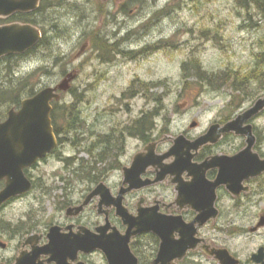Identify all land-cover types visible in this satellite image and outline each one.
I'll return each instance as SVG.
<instances>
[{"label":"flooded vegetation","instance_id":"flooded-vegetation-1","mask_svg":"<svg viewBox=\"0 0 264 264\" xmlns=\"http://www.w3.org/2000/svg\"><path fill=\"white\" fill-rule=\"evenodd\" d=\"M1 20L0 24L14 22ZM111 23L108 36L103 37L102 30L93 34L90 45L95 58L103 64L122 57L143 59L149 47L134 41L140 34L137 28L127 26L124 32L125 23L116 21L114 14ZM54 64L58 67L60 61L55 58ZM66 74L62 70L63 78ZM157 86L155 80L147 82L135 73L127 91L135 97ZM64 94L52 102L51 117L58 105L62 125L58 133L52 117L58 147L26 170L33 189L0 205V264H111L110 259L120 264H264V126L259 122L264 109L230 131L223 128L247 108L232 109L230 103L227 116L212 117L202 129L197 120L181 126L173 117L158 125L154 116L146 117L142 110L119 130L95 132L93 144L88 145L97 163H107L116 179L103 175L94 161L90 168L94 174L86 173L92 186L84 192L76 193L79 183L62 176V196L48 200L44 212L31 208L17 212L19 202L38 186L34 171L61 152L67 123ZM5 119L1 114L0 120ZM180 136L182 142L174 149ZM202 136L205 140L197 144ZM140 154L137 179L134 184L126 182L125 170L134 166ZM63 156L59 155L60 161H66ZM84 167L73 169V175ZM99 183L106 184L113 203L101 205V195H95L79 209ZM5 185L6 179L0 178V192ZM119 199L131 218L140 217L141 211L155 218V230L138 231L135 226L129 233L130 226L114 203ZM93 235L117 244L112 256L101 248L68 250L67 242Z\"/></svg>","mask_w":264,"mask_h":264},{"label":"rangeland","instance_id":"rangeland-1","mask_svg":"<svg viewBox=\"0 0 264 264\" xmlns=\"http://www.w3.org/2000/svg\"><path fill=\"white\" fill-rule=\"evenodd\" d=\"M53 5L43 17L47 24H37L49 30L53 52L49 54L40 46L31 56L0 60V80L5 82L11 75L17 79L46 66L32 78L31 83L38 90L60 81L62 70H78L72 83L78 95L69 91L64 99L76 103L85 126L80 127L78 136L65 135L59 147L61 152L34 171L38 186L19 202V213L29 208L36 213L44 212L48 200L52 202L62 196V176L79 183L76 193L92 186L86 179V171L90 172L91 167L86 164L93 163L96 155L81 148L93 144L95 132L119 130L142 110L152 111L158 125H164L165 118L173 117L181 126L197 120L202 129L212 117L227 116L231 107L244 110L257 99L255 94L252 97L247 94L249 90L244 93L230 85L214 89L191 74L187 76L191 73L189 69L183 70L184 63L192 59L198 60L210 73L228 68L245 72L254 67L257 54L264 52V16L254 7L241 8L236 0H53ZM113 14L116 21L125 23L124 32L127 26L140 32L134 41L150 47L143 59L122 57L103 64L95 58L90 45L93 34L102 30L103 36H108L114 24L111 23ZM53 53L60 56L58 67ZM260 62L264 66V57ZM11 64L14 68L9 73ZM135 73L147 82L155 80L157 88L132 97L127 90ZM252 87L259 94L264 93L257 82ZM5 109L4 106L0 109V116H4ZM259 122L264 126V117ZM59 155L72 159L60 161ZM94 163L98 169L102 168L103 175L114 176L105 167L107 163ZM79 165L85 166L82 173L73 175L72 170ZM116 178L117 175L112 180Z\"/></svg>","mask_w":264,"mask_h":264},{"label":"water","instance_id":"water-1","mask_svg":"<svg viewBox=\"0 0 264 264\" xmlns=\"http://www.w3.org/2000/svg\"><path fill=\"white\" fill-rule=\"evenodd\" d=\"M41 0H0V18H7L15 13H29L36 11L40 7ZM42 39L41 29L32 24L24 22H14L0 25V58L23 54L34 48ZM78 75L77 70L70 71L56 86H47L39 90L36 94L26 97L21 101L19 109L11 108L8 118L0 121V178L6 179V185L0 192V205L9 199L22 196L33 188L32 180L27 176L26 169L35 165L40 159L47 156L58 146V138L54 132L51 112L52 102L62 98V92H68L73 81ZM264 109V96L260 97L252 107L244 111L233 121L228 122L223 128L224 131L238 130V126L243 121H247ZM196 125V123H194ZM182 136L177 138L176 145L179 147ZM205 137L202 136L197 144L202 143ZM252 146L249 145L248 149ZM141 154L135 158L134 166L125 170L126 182L135 183L138 172ZM101 195L100 204L111 205L110 190L105 183H99L87 196L83 208L89 200ZM122 195L120 194V198ZM118 212L129 224V233L136 226V230H155L156 219L145 215L141 211L140 217L133 219L123 206L122 199L114 201ZM106 228V227H104ZM104 228H100L103 230ZM57 236L55 229L52 230V239ZM100 236H105L103 233ZM100 236H89L77 239V242L66 243L68 250L73 249H93L101 248L108 256L113 255L117 244L103 241ZM111 264H120L110 259ZM23 264V263H22Z\"/></svg>","mask_w":264,"mask_h":264},{"label":"trees","instance_id":"trees-1","mask_svg":"<svg viewBox=\"0 0 264 264\" xmlns=\"http://www.w3.org/2000/svg\"><path fill=\"white\" fill-rule=\"evenodd\" d=\"M236 2L241 8H244V9H250V8L254 7L258 11H260L262 13V15L264 16V0H236ZM52 6L54 7L53 0H42L40 7L36 11L29 12V13L18 12L16 14L12 15L7 20H1V21L2 22L20 21V22H25V23H32L35 25L41 24L42 22L46 23L43 20V17L45 14H47V13L49 14L48 9H50ZM41 27H42L41 29L43 31V38L34 48L29 50L25 54L9 55V56L3 57L0 60H9V59H14V58H21V57L23 58V57L31 56V55L35 54V51H37V49H39L40 46L44 47L45 50H48L49 54H51L53 51L51 50L52 48L50 47L51 46L50 38L48 39V33H49L48 31L49 30H47L46 28H43V26H41ZM53 27H56V25H54ZM54 57L57 59V61H58V59H60V56H57L55 54H54ZM257 57H258V60H257L256 65L254 67H252L251 69H249L248 71L246 70L245 72L242 70H239V69L228 68V69H225V70L220 71V72L210 73L209 71L205 70L201 66V64L198 62V60H196V59H192L190 61L185 62L183 65V70L185 69V71H186L187 69H189L191 73L186 74L187 76L191 74L192 76H195L196 78H199L200 80L204 81L207 85L213 87L214 89H217V88L220 89L222 87H226V86L230 85L235 90H244V93H246V91L249 90V92H247L248 95H250L252 97L255 94L256 97H258V96H261L262 94H259L258 90H256L255 88L253 89L252 83L255 81L260 86H262L264 89V66L260 62L261 59L264 57V52H259L257 54ZM190 63H191V66H186L187 64H190ZM16 65H18V63H16L15 66ZM12 68H14V64H11V66H9V70H8L9 73L12 71ZM45 68H46V66H41L39 69L35 70L33 73H28L26 75H22L17 79L13 78L14 75H11V78L5 82H2V80H0V109L2 110L3 106L6 108L3 111V113H4L3 117L4 118L6 117L9 109H11L12 107H19L20 106L21 100L25 96L26 97L32 96L37 92L36 85L31 83L32 78L36 75L38 70H44ZM7 69H8V67H7ZM67 72L68 71H66V73ZM14 79H16V82L14 81ZM164 83H166V82L164 81ZM70 91L74 95H76V96L78 95L74 91L73 87L70 89ZM3 104H6V105H3ZM66 110H67V112L69 111L67 114H69L70 117H67L68 120H67L66 125L67 124L68 125L65 127V129H66L65 134L67 135L70 133H74V136H78L81 133L80 127L82 126V124L84 125V120H81L83 118H81L82 116L80 114V110L77 109L76 103H72V102H67ZM77 111L80 115L77 113ZM58 112H59V106L57 105L56 106V112L55 111L53 112L52 117L54 120L56 130L59 133L62 125H60L58 122V116H59ZM75 116H76L77 120H76ZM151 116H153L152 111H147L146 117H151ZM69 119H70V121H69ZM68 131H69V133H68ZM74 136H72V138ZM81 149H83L84 151H87L91 154H94L93 149L89 146H83V148H81ZM65 160H70V158L65 157ZM97 161L98 160L95 159V162H97ZM86 165L91 167V169L93 168L92 163L89 164L87 162ZM86 172H88V171H86ZM91 172L92 171H90L89 173L92 174Z\"/></svg>","mask_w":264,"mask_h":264},{"label":"bare ground","instance_id":"bare-ground-1","mask_svg":"<svg viewBox=\"0 0 264 264\" xmlns=\"http://www.w3.org/2000/svg\"><path fill=\"white\" fill-rule=\"evenodd\" d=\"M137 1H138V0H137ZM66 2H67V1H66ZM254 11H255V10H254ZM257 12H258V11H257ZM92 31H93V30L91 29V32H92ZM88 32H90V31H88ZM90 34H91V33H90ZM86 35H88V34H86ZM128 35H129V34H128ZM138 36H139V35H138ZM103 37H104V36H103ZM106 38H107V37H106ZM105 40H106V39H105ZM164 40H165V39H164ZM166 40H167V39H166ZM124 41H125V40H124ZM127 41H128V40H127ZM159 41H160V40H159ZM125 42H126V41H125ZM159 43H160V42H159ZM161 43H162V42H161ZM153 44H154V43H153ZM166 44H167V42H166ZM129 45H130V44H129ZM137 45H139V44H137ZM142 45H143V44H142ZM149 45H151V44H149ZM154 45H157V44H154ZM154 45H153V46H154ZM167 45H168V44H167ZM159 46H160V45H159ZM119 47L121 48V46H119ZM146 47H147V46H146ZM154 47H155V46H154ZM161 47H163V45H162ZM164 47H166V46L164 45ZM126 48H127V47H126ZM126 48H125V49H126ZM142 48H143V47H142ZM142 48H141V49H142ZM149 48H150V47H149ZM157 48H158V47H157ZM104 49H105V48H104ZM122 49H123V48H122ZM127 49H129V48H127ZM153 49H154V48H153ZM142 50H145V48L142 49ZM142 50H141V51H142ZM147 50H148V49H147ZM155 50H156V49H155ZM137 52H138V51H137ZM143 52H144V51H143ZM135 53H136V51H135ZM145 53H146V50H145ZM140 54H142V53H140ZM130 55L133 56V54H130ZM137 55H138V54H137ZM137 55H136V56H137ZM68 112H69V111H68ZM68 112H67V113H68ZM73 112H74V111H73ZM77 113H78V111H77ZM78 114H79V113H78ZM67 115H68L67 117H70L69 114H67ZM74 115H75V114H74ZM79 115H80V114H79ZM75 118H76V116H75ZM81 118H82V117H81ZM67 120H68V119H67ZM76 120H77V118H76ZM81 120H84V119H81ZM98 120H99V118H98ZM69 121H70V119H69ZM78 122H79V121H78ZM85 123H86V122H85ZM67 125H68V124H67ZM67 125H66V126H67ZM82 125H83V124H82ZM80 126H81V125H80ZM84 126H85V125H84ZM77 127H78V126H77ZM77 127H76V128H77ZM69 128H70V127H69ZM78 128H79V127H78ZM80 129H81V128H80ZM65 130H66V129H65ZM72 130H73V129H72ZM72 130H71V131H72ZM63 131H64V130H63ZM74 131H75V130H74ZM72 132H73V131H72ZM76 132H77V131H76ZM78 132H79V131H78ZM65 133H66V132H65ZM68 133H69V131H68ZM73 134H74V133H73ZM105 151H106V150H105ZM101 152H103V151H101ZM87 173H88V172H87ZM88 174H89V173H88ZM93 174H94V173H93ZM93 174H91V175H93ZM87 177H88V175H87ZM93 177H94V176H93ZM93 177H92V178H93ZM89 178H91V177L89 176ZM93 179H94V178H93Z\"/></svg>","mask_w":264,"mask_h":264}]
</instances>
